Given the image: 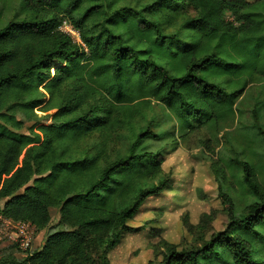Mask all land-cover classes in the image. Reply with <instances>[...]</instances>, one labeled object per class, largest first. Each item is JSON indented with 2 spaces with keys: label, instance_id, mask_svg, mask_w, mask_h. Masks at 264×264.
<instances>
[{
  "label": "trees",
  "instance_id": "trees-1",
  "mask_svg": "<svg viewBox=\"0 0 264 264\" xmlns=\"http://www.w3.org/2000/svg\"><path fill=\"white\" fill-rule=\"evenodd\" d=\"M13 1L0 7V216L38 232L57 208L65 228L21 258L18 245L6 246L0 264H109L108 253L134 231L129 221L168 188L161 150L201 129H224L245 88L264 81V0ZM64 20L84 45L61 31ZM152 103L170 126L157 133L139 126L125 155L74 148L145 118ZM263 106L254 111L253 132L262 150L236 161L252 200L239 211L213 160L226 229L213 231L216 211L195 225L185 216L195 242L180 249L161 240L147 264H264L256 167L264 161ZM92 238L98 260L89 252Z\"/></svg>",
  "mask_w": 264,
  "mask_h": 264
},
{
  "label": "rangeland",
  "instance_id": "rangeland-1",
  "mask_svg": "<svg viewBox=\"0 0 264 264\" xmlns=\"http://www.w3.org/2000/svg\"><path fill=\"white\" fill-rule=\"evenodd\" d=\"M13 2L14 5L17 3L16 0ZM11 4V0H0V7ZM263 101L264 81L257 79L245 88L235 116L226 122L224 129L204 128L189 135L186 140L181 139L175 150L168 147L169 143L164 149L161 148L164 155L162 168L169 179L168 188L160 195L147 198L136 216L129 221L134 231L124 233L118 245L108 253L109 264H147L154 258L155 249H160L161 240L176 244L180 249L193 244L195 235L184 226L185 216L195 225L202 213L216 211L213 231L226 229L229 220L219 198L220 180L212 168V161H217L223 167L235 203L239 211L244 209L252 197L243 187L242 172L236 161L243 160L252 148L262 150L253 132L256 124L254 111ZM258 113L260 119L257 124L264 129V108ZM37 117L43 118L45 114H38ZM164 119L163 108L152 103L151 108L146 110L145 118L137 117L132 123L110 134L95 133L78 142L74 148L81 154L89 152L94 155L104 148L105 154L115 159L118 154L128 153L135 140L132 135L134 130L137 131L139 126H149L157 133L170 126ZM32 123L27 122V125ZM150 147L157 149L154 145ZM256 161L258 178L264 186V161ZM3 203L0 202V209ZM50 213L52 219L49 226L35 232L29 252L41 249L48 235L65 228L60 222L58 209L50 208ZM15 231L13 225L0 220V256L6 246L18 245ZM89 252L94 260L101 255L100 246L93 238ZM22 256H25L24 252L18 246L16 257Z\"/></svg>",
  "mask_w": 264,
  "mask_h": 264
},
{
  "label": "built area",
  "instance_id": "built-area-1",
  "mask_svg": "<svg viewBox=\"0 0 264 264\" xmlns=\"http://www.w3.org/2000/svg\"><path fill=\"white\" fill-rule=\"evenodd\" d=\"M60 29L67 35L71 36L75 42L84 45L79 32L70 22L64 20L60 26ZM0 220H4L5 222L14 226L16 229L15 234L19 248L24 252L25 256L29 254L28 250L31 248V244L36 232L35 226L28 221H13L11 219L3 218L2 216H0Z\"/></svg>",
  "mask_w": 264,
  "mask_h": 264
}]
</instances>
